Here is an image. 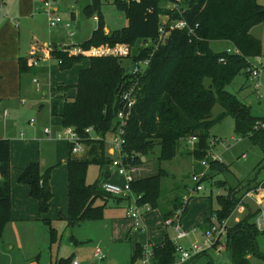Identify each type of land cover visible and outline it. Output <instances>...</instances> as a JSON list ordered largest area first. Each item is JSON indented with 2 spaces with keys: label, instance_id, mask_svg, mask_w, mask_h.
Segmentation results:
<instances>
[{
  "label": "trees",
  "instance_id": "1",
  "mask_svg": "<svg viewBox=\"0 0 264 264\" xmlns=\"http://www.w3.org/2000/svg\"><path fill=\"white\" fill-rule=\"evenodd\" d=\"M171 2L113 0L116 10L127 20V26L109 33L104 31L100 12L102 0H90L82 10L85 17L96 18L97 27L79 47L88 50L126 44L131 50L127 59L129 65L148 60L141 75L130 74V68L125 69L122 60L114 57L69 56L61 48L51 47L50 58L58 62L61 70H69L82 60H88V66L77 74L73 96L67 95L69 86L60 84L51 89L55 99L50 107L51 116H58L62 127L73 128L81 138H87V128H92V136L96 137L82 141L87 148L84 158H72L68 145L67 211L65 215L58 213V219L67 227L77 226L85 220L101 219L110 199L123 201L106 194L100 182L87 184L86 171L90 165L104 168L111 164L106 136L115 135L117 113L121 108L119 96L125 90L133 89L136 102L125 127L122 162L128 168L139 166L141 159L153 155L157 148L156 173L134 176L131 183L132 192L140 195V203L148 204L150 210L161 206V179L166 176L161 164L171 162L191 137H195L197 143L187 154L195 161L205 159L208 141L215 138L210 137L209 131L227 117L232 119L236 135L247 137L252 145L260 148L264 162V130L254 129L260 118L253 117L250 106L225 90L239 75L245 77L242 87L246 86L248 60L261 55V44L251 36L250 30L264 22V0H182L180 13L169 9ZM161 17L167 18L168 23L185 21L192 33L188 30L167 31L156 44ZM214 42H227L232 50L214 53L211 49ZM143 44L147 46L143 47ZM32 69L31 60L19 59L20 73ZM215 105L222 109L217 116L213 115ZM222 166L221 163H210L211 173L206 179L211 178L213 172L223 170ZM49 181L50 172L42 173L38 163L29 164L18 177V182L28 187L29 196L37 202L40 215H46L51 207L52 194L47 191ZM257 184L247 183L229 189L228 196L219 200L220 209L215 212L218 219L228 217L242 195ZM180 199L176 197L171 201V209L162 211L163 219L170 217L180 206ZM97 201L102 204L96 205ZM245 211L247 215L227 233L231 262L250 264L248 257L254 256L264 264V254L256 245L264 231L259 232L253 222L258 209L251 210L245 205ZM9 221L10 144L8 140L0 139V237ZM42 222L49 225L50 237L54 240L55 231L50 222L45 219ZM153 252V264H172L175 259V246L168 238L154 246ZM140 255L141 246H136L130 264H134ZM52 264H68V260L60 259Z\"/></svg>",
  "mask_w": 264,
  "mask_h": 264
},
{
  "label": "rangeland",
  "instance_id": "2",
  "mask_svg": "<svg viewBox=\"0 0 264 264\" xmlns=\"http://www.w3.org/2000/svg\"><path fill=\"white\" fill-rule=\"evenodd\" d=\"M90 3V0H78L74 4V0H57L54 8L55 15L60 19V23L54 29H49L47 19L44 12L41 17L36 16L34 21L37 23L36 35L34 38L42 44L43 41L49 44L51 36L60 35L65 36L67 30L64 28L65 24H69L71 30L74 31V37L71 38L74 42H83L87 40L91 33L97 27V21L93 17H85L82 10L85 5ZM100 12L103 17L105 29L108 32L121 30L127 26V20L122 13L116 10L113 5V0H102L100 5ZM165 19L161 17V22ZM30 23V22H28ZM28 23L22 21L20 23V30L24 36L21 38L23 44L22 57L27 60L34 59L29 55L30 44L32 46L35 39L26 32ZM251 36L256 38L261 44V55L255 58H250L248 61L252 66L261 69V73L255 81L248 79L246 86L242 87L245 82V77L239 75L236 79L225 88L231 94L242 101L244 104L250 106V112L253 117H264V22L250 30ZM52 38V37H51ZM33 39V40H32ZM146 47L147 44H143ZM77 48L79 46L62 45L61 49ZM211 49L214 53L227 52L232 50V47L227 42L212 43ZM67 50V49H65ZM38 60L40 69L37 73H20L18 78L9 77L6 82L9 87L13 89H20L22 95L18 100L6 106L0 105V136H7L12 141L11 154L12 166L16 168L22 160L24 164L38 163L40 171L50 172L49 189L52 194L50 200V212H54V220L46 219L50 222L51 227L55 231L54 240L50 237V227L42 221L39 223H19L17 226L22 233V241L24 246L35 251L29 255L18 257L16 246L18 242L11 243L14 247L8 255L11 257L10 264H50L60 259H67L68 264H130L131 256L135 250L136 243L141 245L147 241L146 233L148 232V239L156 246L162 235L168 233V238L171 240L175 234L172 230L164 227V220L162 211L166 210L167 201L175 196H183L186 190L193 187L191 175L198 173L201 167L198 162L187 153L190 150L183 146L180 147L177 156L171 162H164L161 168L166 172V176L161 179V199L160 208L151 210L148 215L143 216V222L147 230L146 233L134 232L131 228V223L125 219L124 207L125 202L108 200L106 208L103 212V217L99 220H85L74 227H67L66 223L58 218V213L65 214L67 210V169L66 160L68 155V144L62 139H48L44 134V129L48 128L52 132L62 131V125L58 118L49 116L48 108L55 99L51 93V89L63 83L69 86L70 90L74 92V86L77 82V74L79 70L85 69L88 66V60L84 59L79 64L73 66L69 70H61L56 60H42L44 52ZM121 63L125 69L129 70L128 60H122ZM261 63V66L259 65ZM128 67V68H127ZM20 77L21 86H19L18 79ZM36 79L40 86V90L36 88L32 80ZM11 84V85H10ZM257 85V88L254 87ZM22 89V90H21ZM69 90V91H70ZM14 91V90H13ZM46 93V97H43ZM2 104V103H1ZM3 109L8 111V116H3ZM58 110H61L60 103ZM222 109L219 105L213 108V115L217 116ZM33 121V127L29 126L28 122ZM54 122V123H53ZM24 132V133H22ZM210 137H215L216 140L212 152L218 156L219 161L223 165V172H213L211 178L206 179L202 183L203 191L194 194L188 202L187 207L193 213L189 222L182 225L185 231H193L189 240H181L178 242L182 248H187L189 241L200 242L202 237L204 212L212 209L217 211L220 208V198H226L229 189H237L238 186H245L247 183L263 182L264 181V162L263 153L259 147L251 144L247 137H240L234 133L233 121L227 117L209 131ZM112 143V135L106 136L107 151L110 149ZM87 148L80 155L73 156V158H84L86 156ZM115 157L111 154L110 158ZM108 168H100L97 165H90L86 171V183L94 184L103 178L102 172ZM131 172L135 176L144 177L156 173L157 164V148L154 149L153 155H148L141 159L139 166H131ZM209 173H211L209 166ZM111 182H120L116 177H111ZM207 178V177H205ZM210 180V181H208ZM186 189V190H185ZM251 210H256L257 207L252 201L246 202ZM52 204V205H51ZM100 201L96 205H101ZM260 208L264 211V197L261 198ZM245 211L240 217L242 220L246 215ZM50 216V215H49ZM49 216H46V218ZM233 216L229 226L233 225ZM30 224L33 229H29ZM9 226H5L6 228ZM5 228V229H6ZM24 231H28L29 239L25 241ZM5 235V234H4ZM3 237V236H2ZM0 237L2 240L3 238ZM0 240V250L3 245ZM16 244V245H15ZM257 250L264 254V235H260L256 240ZM96 248H99L106 258L98 261L93 258V253ZM27 249V248H26ZM250 264H262V262L254 256H249ZM0 264H8L7 261ZM136 264V262L134 263ZM191 264H232L230 256L226 251L220 253L214 250L206 251Z\"/></svg>",
  "mask_w": 264,
  "mask_h": 264
},
{
  "label": "built area",
  "instance_id": "3",
  "mask_svg": "<svg viewBox=\"0 0 264 264\" xmlns=\"http://www.w3.org/2000/svg\"><path fill=\"white\" fill-rule=\"evenodd\" d=\"M57 0H42V10L46 16L49 29H54L60 23V19H58L55 15L56 9L54 5ZM139 1V0H135ZM182 0H172L169 9L174 12L181 11ZM161 22V26L159 28V36L156 44H158L163 37L166 35L167 31L172 30H188V33H192V29H190L187 23L183 20H177L171 23H168L167 18ZM64 28L67 30L68 38L71 39L74 37V31L71 30L69 24H65ZM62 51L66 52L69 56H78L81 55L83 57H114L119 60H127L131 55L130 47L126 44H117L113 47L109 46H98L91 47L88 50H82L80 47L70 48V49H62ZM229 52V50L227 51ZM32 66H38V60L36 58L31 59ZM148 60H143L138 63H134L130 65V74L133 75H141L144 73L147 68ZM261 66V63L259 64ZM248 77L251 81H255L259 74L261 73V69H258L256 66H252L249 64L247 69ZM36 91L40 90V86L36 79L33 80ZM257 88V85L254 87ZM133 89L122 91L119 96L120 102V110L117 113V128L115 135L112 137V143L110 144L111 154L115 155L112 158L111 164L109 168L116 174L118 177L122 179L121 184L113 183L111 181H105L101 184V189L108 195L117 197L126 202V212L125 218L131 223L132 229L135 232L146 233L147 230L145 228V224L143 222V216L145 213L150 211V206L148 204H141L140 195H136L131 190V183L134 180V175L132 174L131 168H128L121 160V149L124 143V133L125 127L127 123V119L131 110L133 109L136 99L133 94ZM6 115V112H4ZM32 123V121H31ZM255 130H264V117L260 118L254 126ZM92 128H87L85 130V134L87 138H81L75 130L71 127H63L62 131L52 132L50 129L45 128L44 134L48 139H62L67 142V144L71 148V154L73 156L80 155L85 150V145L82 141L84 139H95L96 137L92 136ZM216 140L214 138L209 139L208 145L209 149L206 153V158L197 161L198 165L201 167V170L198 173H194L191 175V179L193 181V187L188 188L186 193L181 196L180 206L174 211V213L164 219V226L166 228L172 229L175 234L171 243L175 246V259L172 264H189L200 256L204 255L208 250H214L217 253L222 251H226L228 249L227 243V233L230 228L229 222L231 217L235 212L243 211L245 208L247 201H252L253 204L257 207L258 213L254 218V225L259 232L264 231V211L260 208L261 198L264 197V181L257 184L254 189H251L245 192L235 208L232 210L230 215L223 219H218L217 215L214 214L210 217V224L208 228L204 231L200 242H191L189 241V245L187 248H182L179 246L178 242L181 240H189L193 231H185L182 229V218L185 214V210L187 208L188 202L193 197L194 194L201 193L203 191L202 183L205 181V177H207V172L209 170L210 163H221L218 159L217 155H214L212 152V148L215 145ZM197 143V139L195 137L188 138L184 142V147L190 151L194 149L195 144ZM109 153V152H108ZM154 246L146 242L141 246V255L136 261V264H153L154 259ZM93 258L102 261L106 258V255L99 249L96 248L93 253Z\"/></svg>",
  "mask_w": 264,
  "mask_h": 264
},
{
  "label": "crops",
  "instance_id": "4",
  "mask_svg": "<svg viewBox=\"0 0 264 264\" xmlns=\"http://www.w3.org/2000/svg\"><path fill=\"white\" fill-rule=\"evenodd\" d=\"M75 3H77V2L74 1V4ZM42 12H43L42 0H0V105H2V107L4 105L6 106L7 104H10V107H11L12 103L16 102L18 100V98H20L22 95V92H20V89L18 92V89L16 90V89L9 87V83L6 82V79L9 77H14L16 79V78H18V75H21L19 72V59H27V58L22 57L23 44L21 42V38H22V36H24V33L22 34V32L20 30V23L22 21H24L25 23L30 22L27 24L29 27L25 28V30L27 33H29L31 35V37L33 39H35V41L33 42L32 46L30 44L31 48H30L29 55L36 57L37 60H39V57H41L40 55H41L42 51L44 52V57L42 58V60L51 59L50 58V51H51L52 45L60 48V46H62V45L79 46L81 43L84 42V41L83 42H74L72 39L68 38V35L66 33L65 36H60V35L54 36V34H53V36H51L52 38L51 37L49 38V41H48L49 44L46 43V41H43V43L40 44L36 40L37 38H34L36 35V27H35L36 25L35 24H37L34 21V18L39 15V17H41L43 19V16H41ZM36 14H38V15H36ZM94 19L96 20V18H94ZM104 31H105V33H109L107 29H105ZM40 69H44V68L38 69V68L33 66V69L30 72H26V73H37ZM18 82H19L18 83L19 86H21L22 84H21L20 77L18 79ZM32 82H33V80H32ZM59 84L64 85L62 82ZM74 94H75V90H74V92L70 90L67 95L73 96ZM46 95H47L46 93H43V97H46ZM50 107L51 106H49V108H48L49 116H51ZM58 111H60V110H58ZM4 112H6V115H4ZM2 113H3L2 114L3 116H8V111L6 109H3ZM51 117L58 118V120H59L58 125H59L60 118L58 116H51ZM28 124L31 127L34 126L33 121H32V123H31V121L28 122ZM22 133H24V132H22ZM0 139H6L9 141V144H10V221L6 224V226L8 224H9V226L7 228L5 227L6 229L4 228V231L2 234L3 237L1 236L3 239L2 240L0 239L1 244L3 245L2 249L0 250V263H4V261H7L8 264H10L11 257L8 255V253H11V251L13 250L14 246L11 244L13 242L14 243L18 242L17 243L18 246H16L18 248V250H17L18 252H21V250H22L21 255L17 254L18 257L23 256V255H26L29 257V255L31 256V253H35V251H32V250H30V248L24 246L25 242H21L22 241V233L20 232V229L17 226V224H19V223L29 224V223H37V222L39 223L43 219L54 220V212L51 213L49 211L46 215H40L39 214L37 202L29 196L28 187H26L25 185H22L18 182V177H19L21 171L27 167L26 166L27 164H24L25 161L22 160L19 163L20 165L17 166L16 168H14L12 166V154H11L12 141H10L7 136H0ZM108 152L110 154L111 150ZM67 157H68V155H67ZM105 167H107V166H105ZM220 172H223V171L221 170ZM208 173H209V171H208ZM102 174H103V178L100 179V181H99L100 184H102L103 182H105L107 180L109 181V180L113 179L111 177H116V179L118 178L117 180L118 181L120 180V182H118V184L122 183V179L120 177H118L116 174H114V172L109 168V166H108L106 171L102 172ZM211 180H212V178H211ZM113 183H117V182H113ZM175 198L176 197L167 201L168 203H166V210L171 209V201H173ZM177 198H181V197L178 196ZM122 202H124V201H122ZM125 204H126V202H125ZM246 205H248V204L246 203ZM126 206L124 207V212H126V208H127ZM186 209H187V211L183 215L182 222H181V224L184 226L187 222L190 221V219L192 218V215L194 213V212L191 213V211L189 210V207H187ZM208 209L209 210L204 212V216H203L204 222H203V226L201 228V229H203V232L201 233L202 235L210 224V222H209L210 217L212 215L216 214L215 212L219 211V210H217V211L213 210L211 205L208 207ZM150 212H151V210L149 212L145 213L144 215H148ZM244 212H245V208L243 209V211L235 212L233 214V216L236 214V217L233 219V225H230V228L233 227L234 225L238 224L241 221L239 216H241ZM65 214H62V215H65ZM46 216H49V218L48 217L46 218ZM233 216L231 217L230 222H231ZM205 221H207V222H205ZM33 225H35V224L28 225V226H30L29 229H33L34 228ZM131 228H132V226H131ZM166 229L172 230L170 228H166ZM167 234L168 233H164L162 235V238L160 239V241L155 245L161 244L165 238H168ZM24 237H25V241H28V239H29L28 231H24ZM146 237H147L146 242L151 243L150 240L148 239V232L146 233ZM136 246H142V245L139 243H136ZM226 252L229 255L228 249L226 250ZM133 254H134V252L132 253V256H133ZM248 259H249V257H248ZM52 263H53V261L50 262V264H52Z\"/></svg>",
  "mask_w": 264,
  "mask_h": 264
},
{
  "label": "water",
  "instance_id": "5",
  "mask_svg": "<svg viewBox=\"0 0 264 264\" xmlns=\"http://www.w3.org/2000/svg\"><path fill=\"white\" fill-rule=\"evenodd\" d=\"M47 191H49V187L47 188Z\"/></svg>",
  "mask_w": 264,
  "mask_h": 264
}]
</instances>
